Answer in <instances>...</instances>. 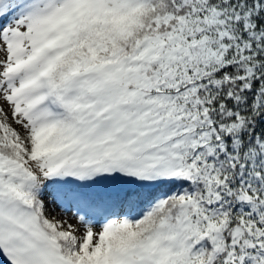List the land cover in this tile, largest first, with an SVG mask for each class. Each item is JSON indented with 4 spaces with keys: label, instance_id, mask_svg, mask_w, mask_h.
Wrapping results in <instances>:
<instances>
[{
    "label": "snow or ice",
    "instance_id": "1",
    "mask_svg": "<svg viewBox=\"0 0 264 264\" xmlns=\"http://www.w3.org/2000/svg\"><path fill=\"white\" fill-rule=\"evenodd\" d=\"M0 264H264V0H0Z\"/></svg>",
    "mask_w": 264,
    "mask_h": 264
}]
</instances>
